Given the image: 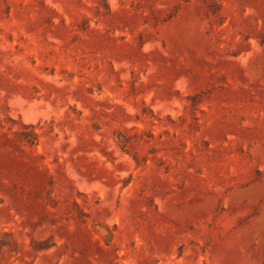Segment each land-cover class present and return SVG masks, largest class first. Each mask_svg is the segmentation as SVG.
I'll list each match as a JSON object with an SVG mask.
<instances>
[{
	"label": "rangeland",
	"instance_id": "obj_1",
	"mask_svg": "<svg viewBox=\"0 0 264 264\" xmlns=\"http://www.w3.org/2000/svg\"><path fill=\"white\" fill-rule=\"evenodd\" d=\"M0 264H264V0H0Z\"/></svg>",
	"mask_w": 264,
	"mask_h": 264
}]
</instances>
